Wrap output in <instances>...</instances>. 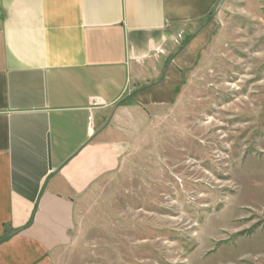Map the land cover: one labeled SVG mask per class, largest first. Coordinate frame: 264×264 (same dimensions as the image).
<instances>
[{"label":"crops","instance_id":"crops-1","mask_svg":"<svg viewBox=\"0 0 264 264\" xmlns=\"http://www.w3.org/2000/svg\"><path fill=\"white\" fill-rule=\"evenodd\" d=\"M228 1L0 0V264H55Z\"/></svg>","mask_w":264,"mask_h":264},{"label":"rangeland","instance_id":"rangeland-1","mask_svg":"<svg viewBox=\"0 0 264 264\" xmlns=\"http://www.w3.org/2000/svg\"><path fill=\"white\" fill-rule=\"evenodd\" d=\"M170 110L77 206L55 264H264V0H230Z\"/></svg>","mask_w":264,"mask_h":264},{"label":"built area","instance_id":"built-area-1","mask_svg":"<svg viewBox=\"0 0 264 264\" xmlns=\"http://www.w3.org/2000/svg\"><path fill=\"white\" fill-rule=\"evenodd\" d=\"M89 121H91V118H89Z\"/></svg>","mask_w":264,"mask_h":264}]
</instances>
